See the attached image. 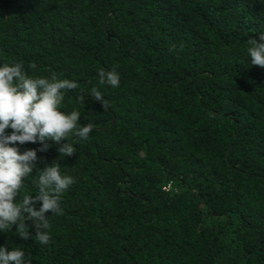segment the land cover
<instances>
[{
	"label": "trees",
	"instance_id": "obj_1",
	"mask_svg": "<svg viewBox=\"0 0 264 264\" xmlns=\"http://www.w3.org/2000/svg\"><path fill=\"white\" fill-rule=\"evenodd\" d=\"M261 32L264 0H0V63L74 80L64 107L93 126L71 156L37 153L75 177L49 244L29 220L0 245L32 264H264Z\"/></svg>",
	"mask_w": 264,
	"mask_h": 264
},
{
	"label": "clouds",
	"instance_id": "obj_2",
	"mask_svg": "<svg viewBox=\"0 0 264 264\" xmlns=\"http://www.w3.org/2000/svg\"><path fill=\"white\" fill-rule=\"evenodd\" d=\"M247 54L251 64L264 68V32L249 41ZM29 68L37 69L36 63ZM99 78L101 84L112 88L121 83L115 70H101ZM76 87L74 80L55 72L30 74L22 61L0 63V233L15 227V234L27 239L30 225L26 221L31 220L36 230L33 239L40 245L49 244L50 216L63 213L62 195L75 183V177L62 172L58 159L38 168L37 153L48 151L50 141L59 144L66 140L58 151L60 157L71 156L75 146L69 139L85 140L92 132L91 123L81 124L80 111L64 107L66 93ZM91 95L103 101L99 90L92 89ZM25 143H38L39 148L21 151L19 146ZM29 180L38 189L35 195L27 191ZM18 195L20 199H16ZM25 253L23 247L0 245V264H32L31 254Z\"/></svg>",
	"mask_w": 264,
	"mask_h": 264
}]
</instances>
